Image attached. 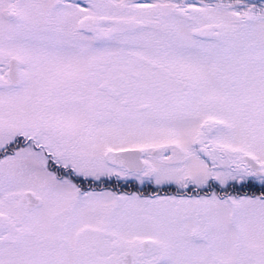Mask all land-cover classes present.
I'll list each match as a JSON object with an SVG mask.
<instances>
[{"label": "snow or ice", "instance_id": "1", "mask_svg": "<svg viewBox=\"0 0 264 264\" xmlns=\"http://www.w3.org/2000/svg\"><path fill=\"white\" fill-rule=\"evenodd\" d=\"M0 264H264V0H0Z\"/></svg>", "mask_w": 264, "mask_h": 264}]
</instances>
